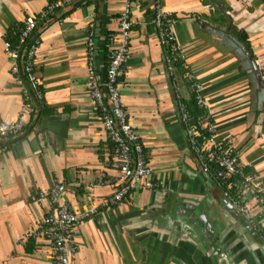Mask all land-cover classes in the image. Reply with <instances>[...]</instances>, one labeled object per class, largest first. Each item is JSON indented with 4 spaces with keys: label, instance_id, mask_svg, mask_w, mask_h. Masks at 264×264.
I'll use <instances>...</instances> for the list:
<instances>
[{
    "label": "crops",
    "instance_id": "1",
    "mask_svg": "<svg viewBox=\"0 0 264 264\" xmlns=\"http://www.w3.org/2000/svg\"><path fill=\"white\" fill-rule=\"evenodd\" d=\"M55 1L0 0V118L16 120L26 103L31 109L23 131L0 142V264L53 263L50 244L32 237L50 208L32 198L54 183L66 187L60 203L74 211L118 188L115 147L87 93L86 41L93 31L96 68L104 72L116 47L107 35L117 30L125 0H74L38 21L35 66L43 98L26 102L4 44L17 46L25 19H39ZM130 2L131 56L119 91L152 181L162 185L133 188L123 202L76 226L70 264H264L263 231H251L220 185L200 172L177 109V100L192 107L186 81L199 84L216 139L238 153L239 171L264 182V98L244 60L218 35L244 48L238 34L246 35L264 90V0H162L187 71L174 73L173 82L152 24L153 0ZM243 199L263 230L264 211L248 194Z\"/></svg>",
    "mask_w": 264,
    "mask_h": 264
},
{
    "label": "built area",
    "instance_id": "2",
    "mask_svg": "<svg viewBox=\"0 0 264 264\" xmlns=\"http://www.w3.org/2000/svg\"><path fill=\"white\" fill-rule=\"evenodd\" d=\"M73 1L56 0L48 6L39 19L36 17L26 18L17 46H12L10 43L4 44V54L12 61L10 74L22 87V78L26 77L29 87L38 101L43 98L35 66V59L40 48V36H35L34 32L40 19L68 6ZM117 23V30L107 35L109 44L116 47L109 50L106 57L107 67L102 73L96 68L95 34L93 31L88 34L86 86L88 96L100 115L102 129L115 147L118 188L100 204L81 211H74L67 204L60 203V196L66 189L61 183H54L48 192L39 193L37 197L32 198L35 203L46 201L50 208L49 214L39 224L38 229L32 233V237L43 238L50 244L53 250L52 264H70L78 250L74 242L76 226L95 216L99 209L108 210L120 204L129 196L133 188L153 191L162 185V183L152 181L153 169L146 160L139 135L130 125L123 110L119 91L120 75L131 56L130 35L133 22L130 0H125ZM152 24L156 30L159 45L164 50L166 71L173 74L175 64L179 60L182 61V56L173 32L175 20L169 12L164 10L162 0H153ZM201 89L199 84H195L191 92L194 95L196 107L206 110ZM23 94L28 102L29 93L23 90ZM30 111V106L26 103L16 120L6 122L0 118L1 143L23 131L26 126L27 114ZM178 116L185 130L187 145L197 161L200 172L218 181L222 189V196L229 202L232 210L246 222L251 231L259 234L261 230L248 212L243 198L245 194H248L252 202L264 211V182L253 174L239 171L238 153L216 139L214 125L208 113L194 120L191 117L190 107L181 103ZM235 177L240 178L242 186L240 187L238 183H231L230 186L236 189L232 194L230 186L224 184L227 179Z\"/></svg>",
    "mask_w": 264,
    "mask_h": 264
},
{
    "label": "trees",
    "instance_id": "3",
    "mask_svg": "<svg viewBox=\"0 0 264 264\" xmlns=\"http://www.w3.org/2000/svg\"><path fill=\"white\" fill-rule=\"evenodd\" d=\"M238 38L240 40V42L242 44H244V46L247 48V50L250 52L251 54V51H250V48L248 46V43H247V37L244 33H239L238 34ZM187 71L184 69L183 67V63L181 60H179L176 64H175V70H174V73L175 74H185ZM169 74L170 75V80L173 82L174 80V75L175 74ZM189 78V77H188ZM187 78V79H188ZM23 90H26L28 93H29V100L28 101H32V103H35V104H40L41 101H38L36 98H35V95L33 93V91H31L30 87H29V84H28V81H27V78L26 77H23ZM187 83V86L189 87L190 89V100L192 101V107L190 108V113H191V117L194 119V120H197L199 118H201L202 116H204V110L203 109H199L196 107V104H195V100H194V95L193 93L191 92V89L193 88V86L195 85V83L193 81H190V80H187L186 81ZM181 103H184L186 105H188L185 101L183 100H177V109H178V115H179V105ZM216 181V180H215ZM216 183H218V181H216ZM231 183H238V185L241 187L242 186V183H241V180L239 177H235V178H231V179H227L225 181V184L224 185H231ZM224 187V186H222ZM236 191V189H234L232 186H230V193H234ZM264 233V228L263 230H261L260 232Z\"/></svg>",
    "mask_w": 264,
    "mask_h": 264
},
{
    "label": "water",
    "instance_id": "4",
    "mask_svg": "<svg viewBox=\"0 0 264 264\" xmlns=\"http://www.w3.org/2000/svg\"><path fill=\"white\" fill-rule=\"evenodd\" d=\"M263 24H260V25H255L253 26L252 28H250V30L247 31V33H251V31L253 30H256V29H259ZM220 37L223 38V40L226 41L227 45L230 46L235 52L236 54L242 59L244 60V65L245 67L248 69L249 73L252 74V77L255 79L256 77V80L258 82V85L256 86L257 88V95L261 96V98L263 99L264 98V90H263V83L261 81V77L260 75L258 74V69L254 63V61L252 60V57L251 55L249 54V52L247 51L246 48H244L239 42H237L235 39H232V38H224V33L220 32L218 34ZM254 74V75H253ZM260 88V89H259ZM205 176V175H204ZM197 207V206H196ZM196 207L193 208V211H195ZM232 209V208H231ZM203 216V215H202ZM194 218L195 215H194ZM202 217L201 216H197V219H201ZM207 229H211L210 226H208Z\"/></svg>",
    "mask_w": 264,
    "mask_h": 264
}]
</instances>
